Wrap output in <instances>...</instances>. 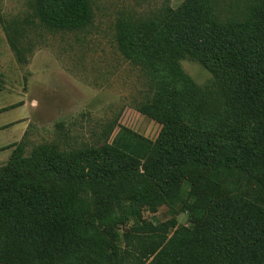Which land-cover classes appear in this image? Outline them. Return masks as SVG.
<instances>
[{"label":"trees","instance_id":"obj_1","mask_svg":"<svg viewBox=\"0 0 264 264\" xmlns=\"http://www.w3.org/2000/svg\"><path fill=\"white\" fill-rule=\"evenodd\" d=\"M29 2L50 29L93 20L92 0ZM117 40L155 90L138 109L158 136L19 147L0 170V264H264V0L162 4L121 20ZM185 57L216 76L219 104ZM161 205L189 225L147 223L144 208Z\"/></svg>","mask_w":264,"mask_h":264},{"label":"rangeland","instance_id":"obj_2","mask_svg":"<svg viewBox=\"0 0 264 264\" xmlns=\"http://www.w3.org/2000/svg\"><path fill=\"white\" fill-rule=\"evenodd\" d=\"M183 1L92 0V22L70 31L42 25L29 0H0V91L7 99L2 105L10 108L20 100L33 105V111H19L28 113L22 151L38 154L52 142L61 150L113 142L124 129L154 140L161 123L138 104L155 90L143 68L123 55L118 26L123 19L151 16L162 4L175 8ZM17 22L22 33L16 32ZM181 63L203 97L219 104L222 94L213 72L191 57ZM17 150L15 144L0 150V170ZM143 217L155 226L168 223L169 234L190 223L188 213L173 215L166 205L144 208ZM120 242L126 247L125 236Z\"/></svg>","mask_w":264,"mask_h":264},{"label":"crops","instance_id":"obj_3","mask_svg":"<svg viewBox=\"0 0 264 264\" xmlns=\"http://www.w3.org/2000/svg\"><path fill=\"white\" fill-rule=\"evenodd\" d=\"M2 95L3 94L0 91V150L6 149L13 144H15V147L19 146L25 150L24 143H22L23 141L21 139L28 135L26 127L24 128L26 125L25 118L28 113L26 111L20 113L19 111H22L23 109H27L28 112L30 109L33 111V105H30L28 101L24 103L20 100V102L17 103L10 102L12 105H17L7 108L2 105V102L7 100L6 98H3ZM14 112H19L20 114L11 116V113ZM18 121L21 123L19 124Z\"/></svg>","mask_w":264,"mask_h":264}]
</instances>
